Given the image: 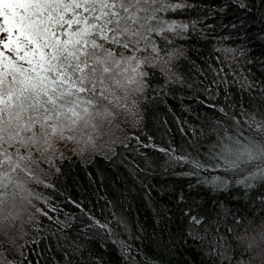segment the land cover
I'll return each mask as SVG.
<instances>
[{
  "label": "trees",
  "instance_id": "1",
  "mask_svg": "<svg viewBox=\"0 0 264 264\" xmlns=\"http://www.w3.org/2000/svg\"><path fill=\"white\" fill-rule=\"evenodd\" d=\"M251 144L264 0H0V264H264Z\"/></svg>",
  "mask_w": 264,
  "mask_h": 264
},
{
  "label": "rangeland",
  "instance_id": "2",
  "mask_svg": "<svg viewBox=\"0 0 264 264\" xmlns=\"http://www.w3.org/2000/svg\"><path fill=\"white\" fill-rule=\"evenodd\" d=\"M249 150L244 146H237L233 148V152L237 154V157H241V158H243V156L244 157L250 156L249 158L264 157V148L258 144H251Z\"/></svg>",
  "mask_w": 264,
  "mask_h": 264
},
{
  "label": "bare ground",
  "instance_id": "3",
  "mask_svg": "<svg viewBox=\"0 0 264 264\" xmlns=\"http://www.w3.org/2000/svg\"><path fill=\"white\" fill-rule=\"evenodd\" d=\"M238 139H234L233 141H229L228 142V140H226L225 142H224V144H223V146H224V149L225 150H229L230 149V147L232 146V145H234L235 143H237L238 141H237Z\"/></svg>",
  "mask_w": 264,
  "mask_h": 264
}]
</instances>
